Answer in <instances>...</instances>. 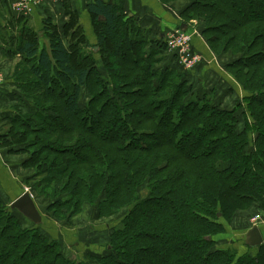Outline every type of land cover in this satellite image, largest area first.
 Segmentation results:
<instances>
[{"label": "trees", "instance_id": "obj_1", "mask_svg": "<svg viewBox=\"0 0 264 264\" xmlns=\"http://www.w3.org/2000/svg\"><path fill=\"white\" fill-rule=\"evenodd\" d=\"M189 1L181 24L202 25L243 90L232 109L194 90L171 53L174 63L162 65L164 38H146L125 0L88 4L92 53L73 13L63 34L43 20L47 46L37 30L22 31L11 77L29 110L13 112L0 147L27 155L26 180L37 178L55 219L85 205L99 218L125 213L107 253L88 262L65 255L43 226L23 227L28 219L0 198V264H264V241L239 251L213 240L241 213L264 214V0Z\"/></svg>", "mask_w": 264, "mask_h": 264}, {"label": "crops", "instance_id": "obj_2", "mask_svg": "<svg viewBox=\"0 0 264 264\" xmlns=\"http://www.w3.org/2000/svg\"><path fill=\"white\" fill-rule=\"evenodd\" d=\"M91 1L93 0H54L33 7L29 15L23 16L12 11L11 0H0V68L6 75L5 82L0 85V135L7 131L10 117L16 109L21 112L29 110L26 106L28 103L21 102L19 99L21 98L20 89L11 77L15 65L20 59L19 54L14 55L13 52L22 41V31L29 28L37 30L39 42L45 43L40 30L43 20L50 19L57 31L63 34V26L69 18L67 12L73 13L76 14L78 25L85 34L86 47H89L91 42L95 43L96 41L93 21L87 10ZM189 2V0H176L165 5L159 0H125L124 12L135 17L141 29L144 30L146 38L157 41L160 37L164 38V34L177 29L183 23L180 14L187 8ZM185 27L192 33L193 50L202 56V62L189 71L188 84L194 90L201 91V95L210 94L213 105L232 109L242 99L243 90L225 69L229 56H217L209 49L201 35L202 25L198 24L196 20L188 21ZM173 63V56L166 52L162 57V65L171 66ZM241 128L240 125L239 129ZM26 158V154H11L8 148L0 147V181L3 183L5 192L15 193V198L23 192L18 184V181L22 179L23 172L28 176H32L34 173L32 169L22 167ZM35 203L39 208V203L37 201ZM250 213L243 212L233 220L228 227L229 235L245 233L252 226L248 219ZM43 215L45 216V214ZM257 226L260 228L264 240V221L259 222ZM219 237H222L219 238L221 242L226 240L223 236ZM238 246V249L243 248L244 244L242 246L239 243ZM95 247L102 249L99 246Z\"/></svg>", "mask_w": 264, "mask_h": 264}, {"label": "rangeland", "instance_id": "obj_3", "mask_svg": "<svg viewBox=\"0 0 264 264\" xmlns=\"http://www.w3.org/2000/svg\"><path fill=\"white\" fill-rule=\"evenodd\" d=\"M183 30H186V27ZM63 43L67 46L69 44L68 40L66 41L65 38L63 39ZM47 44L48 42L45 40V43H40V46L42 47L47 46ZM94 44H95L94 42L90 43L91 46H93ZM91 46L85 48V51L86 52L91 51L92 53L93 50ZM0 71L3 74V81L5 82L6 75L3 73L1 68ZM103 75L105 76V74ZM197 91L201 94V91L199 90ZM205 96L210 101H213L211 99L210 94H205ZM79 99L81 104H84L88 100L87 91L83 90V88L80 91ZM237 103H242V99H240ZM239 120H242V116H239ZM8 128L9 127H7V129ZM22 175H23L21 176L22 179L18 181L19 187H21L23 192L28 191L30 193L32 199L39 203L40 206L39 209L41 210V212L45 214L46 217L51 221V223L48 221L47 226L44 227L45 230H42V233L49 238L57 239L60 243L61 250L65 255H68L74 259H82L91 262L89 257H97L107 253L105 247L110 241L109 236L112 233L113 228L116 225H118L119 220L122 217V214L125 213V210L122 211L121 214H117L115 216L99 218L97 215L98 210L96 209L95 205H85L81 213L70 218L68 221L57 220L51 215V213L47 212L46 210V207L50 203V200L46 199L43 195L37 194V192L33 189L32 185L37 180V178L27 181L24 180V178L27 177L30 178L31 176H28L27 173L25 172H23ZM3 187H4L3 183L0 181V198L5 204V206L8 208L11 201L15 198V193L5 192ZM146 193H147L146 185L143 186L141 185L138 188L139 196H141V198H144ZM248 219L250 220V218ZM20 221H22L21 224L25 228H31L33 226V224L29 220H23L22 218H20ZM224 226L226 227V231L219 235L226 238V240L221 242L219 238L222 237L214 236L213 240L216 242V246L229 247L234 245L237 247L239 243L242 245L245 233L240 232L237 235L236 234L229 235V229H228L229 225L225 223ZM95 246L102 247V249H97ZM243 249L249 250V248L244 245L243 248H239V251L240 250L242 251Z\"/></svg>", "mask_w": 264, "mask_h": 264}, {"label": "built area", "instance_id": "obj_4", "mask_svg": "<svg viewBox=\"0 0 264 264\" xmlns=\"http://www.w3.org/2000/svg\"><path fill=\"white\" fill-rule=\"evenodd\" d=\"M52 0H11L12 11L18 15L27 16L32 8ZM167 51L174 55L178 66L186 72L192 71L202 61V56L192 48V33L183 29H174L164 34ZM3 81V74L0 71V84ZM264 221L261 213L251 218L252 223Z\"/></svg>", "mask_w": 264, "mask_h": 264}, {"label": "water", "instance_id": "obj_5", "mask_svg": "<svg viewBox=\"0 0 264 264\" xmlns=\"http://www.w3.org/2000/svg\"><path fill=\"white\" fill-rule=\"evenodd\" d=\"M178 28L185 29V25L181 24ZM9 208L12 210L16 209L36 226H47L48 220L39 210L35 201L27 191L22 192L14 198L9 204ZM218 216L220 215L218 214ZM263 241V234L260 228L257 225H253L245 232L242 243L251 249H255Z\"/></svg>", "mask_w": 264, "mask_h": 264}, {"label": "bare ground", "instance_id": "obj_6", "mask_svg": "<svg viewBox=\"0 0 264 264\" xmlns=\"http://www.w3.org/2000/svg\"><path fill=\"white\" fill-rule=\"evenodd\" d=\"M27 192H28V191H27ZM29 194H30V193H29ZM256 214H257V213H256ZM261 214L264 216L263 213H261ZM254 215H255V214H254ZM254 215H253V216H254ZM253 216H252V217H253ZM252 217H251V218H252ZM251 218H250V222H251ZM258 223H259V222H257V223H252V222H251L252 226H253V225H257Z\"/></svg>", "mask_w": 264, "mask_h": 264}]
</instances>
